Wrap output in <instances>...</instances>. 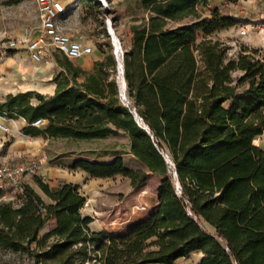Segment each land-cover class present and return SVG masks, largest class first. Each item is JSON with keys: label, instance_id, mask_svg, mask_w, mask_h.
Returning a JSON list of instances; mask_svg holds the SVG:
<instances>
[{"label": "trees", "instance_id": "obj_1", "mask_svg": "<svg viewBox=\"0 0 264 264\" xmlns=\"http://www.w3.org/2000/svg\"><path fill=\"white\" fill-rule=\"evenodd\" d=\"M206 1H147L150 15L131 26L121 59L127 102L108 80L110 52L91 70L54 55L63 72L54 75L52 94L8 93L0 102V113L22 118L31 136L92 139L122 131L129 152L160 177L155 210L112 237L90 229L76 185L51 187L34 176L49 202L27 185L16 204L0 200V248L27 253L32 264H174L196 251L197 264H264V150L252 144L264 131V54L241 45L227 58L228 47L211 36L238 20L216 8L201 17L196 5ZM37 119L42 128L32 125ZM71 169L122 175L134 189L147 179L121 156L76 159Z\"/></svg>", "mask_w": 264, "mask_h": 264}, {"label": "rangeland", "instance_id": "obj_2", "mask_svg": "<svg viewBox=\"0 0 264 264\" xmlns=\"http://www.w3.org/2000/svg\"><path fill=\"white\" fill-rule=\"evenodd\" d=\"M148 0H104L105 7L97 0L70 1L69 17L65 23V30L76 40L82 41L86 46L92 45L93 52L80 58L70 59L75 65L85 70H91L95 60H105L110 52L114 58V66H107L108 80L117 84L118 97L121 98L120 80L118 76L115 47L107 32V24L113 29L118 46L123 52L131 43V26L150 15ZM255 5V6H254ZM201 17L211 18V9L216 8L221 16L230 15L238 22L228 28L217 30L212 38L219 39L228 48L227 58H234L241 45L259 48L264 54V2L238 0H207L196 5ZM189 19H184L186 22ZM39 24V17L32 0H0V39L20 36L25 28L34 35ZM176 24L169 22L168 26ZM245 29V34H240L239 29ZM106 35V36H105ZM201 39V35H199ZM109 44V46H107ZM16 53V54H13ZM48 54L38 64L28 58L27 53L21 48L12 51L10 55L15 59L23 57V62L36 68L39 75L33 79L25 77L21 85L13 83L10 74L0 76L6 85L12 84L13 94L18 92H31L49 95L51 82L57 72H63L54 61V55L64 56L54 47H49ZM120 53V52H119ZM4 57V58H5ZM121 53L118 59L121 61ZM84 65H90L86 69ZM240 71H233L232 77L240 75ZM4 78H1V77ZM6 88H9L8 86ZM9 90V89H7ZM4 87H0V102L3 100ZM126 95V90H125ZM35 103V99H31ZM6 113H0V120L8 127L11 122ZM18 119V118H17ZM42 128V125H39ZM0 167L25 162L30 159L38 160L41 166L39 176L49 186L55 187L63 181L76 185L79 192L85 197V202L80 208L82 215L89 216L91 230H105L112 237L122 236L138 222L145 219L156 207V188L160 177L147 171L145 165L129 152L128 137L119 131L117 135L104 138L78 139L72 137H44L43 135L31 136L21 129L14 133L0 132ZM121 156L127 168L147 172L146 181L137 189L130 186L128 178L122 175L112 177H91L80 169H71L76 159H86L93 162H111L114 157ZM35 175H23L16 182L8 183L3 189L0 200H12L14 204L22 193L25 185L31 186L43 198L49 199L34 183ZM49 222V221H48ZM48 222L40 229L39 234L48 231ZM208 231L212 228L205 225ZM202 254L192 252L186 257L179 258L174 264H197ZM33 259L27 253L11 252L0 248V264H32ZM40 264V261L37 262Z\"/></svg>", "mask_w": 264, "mask_h": 264}, {"label": "built area", "instance_id": "obj_3", "mask_svg": "<svg viewBox=\"0 0 264 264\" xmlns=\"http://www.w3.org/2000/svg\"><path fill=\"white\" fill-rule=\"evenodd\" d=\"M35 4L39 24L36 28L34 35L27 28L21 33L20 36L13 38L0 39V60L7 56L12 51L18 49L24 50L28 57L35 63H39L48 54L49 47L56 48L64 56L69 59L80 58L93 52L92 45L86 46L82 41L76 40L71 34L64 31L65 23L69 17L70 8L68 7L69 0H32ZM76 1L79 0H70ZM104 7V0H97ZM240 2L250 0H238ZM261 1L264 0H251ZM247 30L239 29L240 34H245ZM121 56L123 52L120 50ZM122 59V58H121ZM117 68V67H116ZM118 76L122 78L123 69H118ZM121 97L123 102H127L126 97ZM44 120L37 119L32 122V125H43ZM9 131L8 126L0 120V132ZM166 163L173 166L167 154L163 153ZM41 172V166L38 160L30 159L25 162L13 164L11 166L0 167V186L2 189L8 183L16 182L23 175H38ZM173 175V174H172ZM175 192L180 194V185L175 183Z\"/></svg>", "mask_w": 264, "mask_h": 264}, {"label": "crops", "instance_id": "obj_4", "mask_svg": "<svg viewBox=\"0 0 264 264\" xmlns=\"http://www.w3.org/2000/svg\"><path fill=\"white\" fill-rule=\"evenodd\" d=\"M232 17H234V16H232ZM234 18H236V17H234ZM13 54H16V53H13ZM9 55H10V53L8 54V56ZM30 61L33 62L31 59H30ZM33 63H35V62H33ZM36 64H38V63H36ZM84 67H86V69H89L90 65H84ZM1 74L2 75L10 74V78H11V80H13L12 82L17 83L16 84V86H17V85L22 84V82H20V81L25 80V77H27L28 80L33 79L35 76L39 75V72L36 70V68H33V67L25 64L23 62V57L21 58L20 56H17L15 59H12L11 57H5V58H2L0 60V76H1ZM1 78H4V77L2 76ZM5 83H7V82L6 81L4 82L0 79V87H4V89H5V92L3 93V98L6 94L12 93V92H10L11 91L10 89H11V87H13V83L8 84V85H6ZM7 86L9 88H6ZM54 88H55V83L51 82L50 88H49V90H47V91H49L48 92L49 95L53 93ZM7 89H9V90H7ZM10 121L11 122L8 123V125H9L8 128H9L10 133H14V131L21 129L23 126H25V121L22 118L10 119ZM252 144L264 150V131L262 132V134L253 138ZM64 182H68V181H64Z\"/></svg>", "mask_w": 264, "mask_h": 264}, {"label": "water", "instance_id": "obj_5", "mask_svg": "<svg viewBox=\"0 0 264 264\" xmlns=\"http://www.w3.org/2000/svg\"><path fill=\"white\" fill-rule=\"evenodd\" d=\"M107 32L112 40V43H113V46L115 47V51H114V54H115V58H116V62H117V68L120 70V69H123L122 68V62L120 60H118L117 56H116V45H115V41L118 42V40L116 39V35L113 31V29L111 28L110 24L108 25L107 24ZM119 43V42H118ZM119 48V47H118ZM125 90H126V82H125V79L122 75V78L120 80V92H121V96L122 97H126L125 96ZM139 119V118H138ZM173 176L176 177V173L174 172L173 173ZM176 184L179 185L178 181L175 182Z\"/></svg>", "mask_w": 264, "mask_h": 264}, {"label": "bare ground", "instance_id": "obj_6", "mask_svg": "<svg viewBox=\"0 0 264 264\" xmlns=\"http://www.w3.org/2000/svg\"><path fill=\"white\" fill-rule=\"evenodd\" d=\"M104 2V1H103ZM109 25V24H108ZM117 41H115V45H116V56L118 58V55H120L119 51L121 50V48L118 46V44L116 43ZM119 47V48H118ZM119 60V59H118Z\"/></svg>", "mask_w": 264, "mask_h": 264}]
</instances>
